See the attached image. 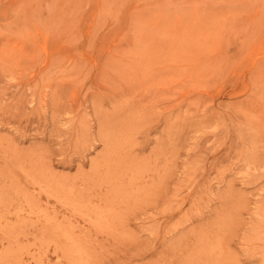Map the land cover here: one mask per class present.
Masks as SVG:
<instances>
[{"label":"rangeland","instance_id":"1","mask_svg":"<svg viewBox=\"0 0 264 264\" xmlns=\"http://www.w3.org/2000/svg\"><path fill=\"white\" fill-rule=\"evenodd\" d=\"M78 263L264 264V0H0V264Z\"/></svg>","mask_w":264,"mask_h":264},{"label":"bare ground","instance_id":"2","mask_svg":"<svg viewBox=\"0 0 264 264\" xmlns=\"http://www.w3.org/2000/svg\"><path fill=\"white\" fill-rule=\"evenodd\" d=\"M28 165V164H27ZM102 168V167H101ZM104 169V168H103ZM22 173V172H21ZM20 173V174H21ZM24 177V176H23ZM26 178V177H25ZM30 180V179H29ZM24 181V180H23ZM25 182V181H24ZM27 184H29V183H27ZM107 186V185H106ZM104 188V187H103ZM107 188V187H106ZM99 189V188H98ZM11 190V189H10ZM16 201V200H15ZM26 204V203H25ZM18 205H19V203H18ZM23 205V204H22ZM27 206V205H26ZM15 207V206H14ZM7 209V208H6ZM16 209V208H15ZM26 213V212H25ZM17 218V217H16ZM1 219H3L2 217H1ZM72 254V253H71ZM81 256V255H80ZM79 261V260H78ZM76 263V262H75ZM79 264V263H78ZM83 264V263H82Z\"/></svg>","mask_w":264,"mask_h":264}]
</instances>
